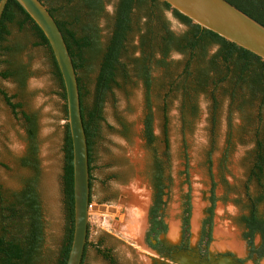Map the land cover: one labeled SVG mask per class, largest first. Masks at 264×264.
Returning a JSON list of instances; mask_svg holds the SVG:
<instances>
[{
    "label": "rangeland",
    "instance_id": "374dc122",
    "mask_svg": "<svg viewBox=\"0 0 264 264\" xmlns=\"http://www.w3.org/2000/svg\"><path fill=\"white\" fill-rule=\"evenodd\" d=\"M116 1L105 0L104 12L98 18L102 42H106L110 34ZM76 4L75 1L61 3L64 6ZM163 14L173 31L180 33L186 29L171 11ZM144 21L145 17H140L139 24L133 25L128 36L123 57L129 65L128 76L118 77V84L108 92L104 102V120L92 152L88 245L82 264H111L96 251V245L109 250L116 264H162L169 260L159 257L143 242L152 198L149 162L153 150L164 160L168 158L165 173L169 181L163 209L167 231L159 239L168 246L180 245L181 217L189 194L188 253L197 259L202 221L208 215L214 189L217 201L207 262L229 253L232 259L243 260L241 264H254V260L247 257V246L242 237L244 227L239 218L248 211V194L255 195L258 191L250 170L256 141L264 129V105H260L259 100L243 103L232 89L226 90L227 84L215 87L210 83L202 90L190 92V102L195 108L191 109L186 105V94L179 85L185 82L189 89L193 86V75L183 74L188 56L172 51L166 66H151L156 136L152 150L143 137L145 88L132 67V59L141 54ZM8 28L10 34L3 45L20 43L22 50L13 55L4 53L1 59L25 66L28 77L23 85L14 77H0V88L12 96L14 102L22 104L20 110L35 114L38 124V191L44 218V242L35 264H55L67 227L63 186L66 104L59 80L54 75L48 47L38 44L29 24L19 28L12 23ZM213 50L214 47L210 51ZM155 56L158 58L159 54ZM7 67L5 62L0 64V70ZM97 72L95 62L79 71L87 106L92 101ZM27 148L21 113H14L0 95V191L4 198L19 190L23 181L34 174L32 168L21 162ZM259 211L264 213V204L259 206ZM132 212L142 217L139 240L131 237L130 228L126 227L131 225ZM193 218L198 223L196 234ZM172 225L175 234L170 232ZM254 242L259 243L258 235ZM256 264H264V257Z\"/></svg>",
    "mask_w": 264,
    "mask_h": 264
},
{
    "label": "trees",
    "instance_id": "16d2710c",
    "mask_svg": "<svg viewBox=\"0 0 264 264\" xmlns=\"http://www.w3.org/2000/svg\"><path fill=\"white\" fill-rule=\"evenodd\" d=\"M47 8L58 25L71 57L78 82L82 123L87 142L89 185L91 190V164L93 161V146L97 139L103 118V106L108 92L116 86L120 75L128 76L129 65L123 61L126 52L128 36L134 24H139L140 17H145L143 33L140 36L141 54L132 59L135 75L142 81L145 88V113L143 117V137L150 147L156 141L153 126V111L151 102L152 64L166 66L167 58L172 51L184 53L188 56L185 61L183 74L192 76L191 89L185 82L179 85L183 88L186 105L195 109L191 100V91L202 90L212 84L217 87L227 84L226 90H233L243 103L259 100L264 105V60L252 52L237 46L217 35L201 28L191 19L174 10L162 0H117L114 15L110 24V34L106 42H102L98 18L104 12L105 0H40ZM62 1L76 5H61ZM255 21L264 26V0H226ZM164 11L171 13L185 25L183 32L173 31ZM16 23L19 28L29 24L38 44L48 47L54 66V75L62 89L61 96L65 100L62 78L51 52L48 41L31 19L27 12L16 0H8L0 18V64L5 62L8 67L0 70V77H14L20 84H24L28 77L25 66L15 64L11 60H2L4 53L13 55L22 50L20 43L3 45L10 34L8 24ZM214 47V50H210ZM159 57L156 58L155 54ZM97 63L98 72L90 106L84 104L85 94L79 71L86 70L93 63ZM186 78V77H185ZM186 80V79H185ZM240 91L239 93H237ZM0 95L14 113H21L28 148L21 159L24 166L34 170V174L23 181L22 187L13 192L9 198H4L0 191V264H35L44 242V218L41 199L38 191L39 168L37 159V117L20 110L22 104L14 102L13 97L0 88ZM20 110V111H19ZM66 112V108H65ZM124 130L126 126L123 124ZM166 133V129H165ZM167 144V138H165ZM64 167L63 186L66 208L67 227L63 244L55 264H66L69 254L74 221L73 201V156L71 138L66 124L64 137ZM167 157V154H166ZM165 160H168L165 159ZM161 158L155 150L150 155L149 173L152 188V198L148 209L150 222L149 236H160L167 231L164 221V196L168 187L169 177L166 175L168 161ZM250 177L256 180L258 191L255 195L248 194L247 213L241 215L240 223L244 227L243 239L248 245L247 257L253 255L257 260L264 257V213L259 206L264 204V129L262 136L256 141L255 158L250 170ZM217 197L214 189L211 191L208 215L202 221L198 247L204 245V254L208 251L212 239L213 215ZM190 196L186 195L185 208L181 217L182 240L190 237ZM261 239L259 245L254 242L255 236ZM88 239V231H87ZM88 245L86 241L85 249ZM84 249V254H85ZM96 251L111 264H116L109 250L96 245ZM84 254L82 262L84 260ZM239 261L242 263L243 260ZM254 263H257V262Z\"/></svg>",
    "mask_w": 264,
    "mask_h": 264
},
{
    "label": "water",
    "instance_id": "95a60500",
    "mask_svg": "<svg viewBox=\"0 0 264 264\" xmlns=\"http://www.w3.org/2000/svg\"><path fill=\"white\" fill-rule=\"evenodd\" d=\"M45 35L65 91L67 124L73 156V235L66 264H81L90 208L88 150L82 123L76 72L62 33L40 0H16ZM201 28L264 60V26L226 0H162ZM8 0H0V18ZM162 264H173L165 262ZM182 264V263H178Z\"/></svg>",
    "mask_w": 264,
    "mask_h": 264
},
{
    "label": "flooded vegetation",
    "instance_id": "af4514ba",
    "mask_svg": "<svg viewBox=\"0 0 264 264\" xmlns=\"http://www.w3.org/2000/svg\"><path fill=\"white\" fill-rule=\"evenodd\" d=\"M149 230H150V222H149V217H148V212H147V226L144 231L143 242L150 250L156 252L159 255V257L169 258V260L165 262H169L173 264H178V263H182V264H241L239 260L232 259L233 256L232 254H229V253L220 254L218 255V258L215 259V261L208 263L207 260L209 261L210 259L208 251L206 254H204L203 252L204 245H202L201 247H198L200 235H199L198 242H197V253L199 257L195 259L188 253L189 252V249H188L189 240H182V237H181V242L179 246H170V245L168 246V245H165L163 241L159 239V235L154 237L152 233L148 236L147 233L149 232ZM260 241L261 239L259 237V243ZM259 243L256 245H259ZM246 246H247V255H248L249 250H248L247 243H246ZM251 259H253L255 262L257 260V256L253 255ZM231 260H233L234 262Z\"/></svg>",
    "mask_w": 264,
    "mask_h": 264
},
{
    "label": "bare ground",
    "instance_id": "6f19581e",
    "mask_svg": "<svg viewBox=\"0 0 264 264\" xmlns=\"http://www.w3.org/2000/svg\"><path fill=\"white\" fill-rule=\"evenodd\" d=\"M138 209V208H137ZM139 213V212H138ZM132 219H131V225H127L126 227L127 228H130V234H131V237H133L134 239H138V232L142 226V217L141 216H138V214H136L135 212L133 213L132 212ZM192 227H193V231L195 232V234L197 233V229H198V223H197V220L195 218H193L192 220ZM170 232L171 234H175V226L172 225L170 227ZM146 263V262H145Z\"/></svg>",
    "mask_w": 264,
    "mask_h": 264
}]
</instances>
